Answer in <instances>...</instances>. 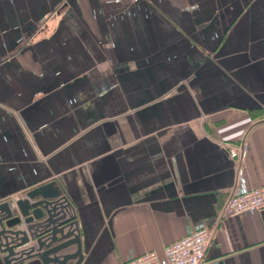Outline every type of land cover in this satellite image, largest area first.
Here are the masks:
<instances>
[{"label": "crops", "instance_id": "obj_1", "mask_svg": "<svg viewBox=\"0 0 264 264\" xmlns=\"http://www.w3.org/2000/svg\"><path fill=\"white\" fill-rule=\"evenodd\" d=\"M241 181L264 185V0H0V204L52 185L80 264L200 228L202 264H264V210L222 215Z\"/></svg>", "mask_w": 264, "mask_h": 264}, {"label": "water", "instance_id": "obj_2", "mask_svg": "<svg viewBox=\"0 0 264 264\" xmlns=\"http://www.w3.org/2000/svg\"><path fill=\"white\" fill-rule=\"evenodd\" d=\"M68 208L52 185L0 204V253L5 264L30 258H38L42 264H80L79 232ZM72 246L76 250L66 253Z\"/></svg>", "mask_w": 264, "mask_h": 264}, {"label": "built area", "instance_id": "obj_3", "mask_svg": "<svg viewBox=\"0 0 264 264\" xmlns=\"http://www.w3.org/2000/svg\"><path fill=\"white\" fill-rule=\"evenodd\" d=\"M243 151V146L229 147L232 158H238ZM260 210H264V185L249 188L241 181L230 194L222 215L238 216ZM209 236L208 229L200 228L166 245L161 254L154 251L145 252L122 264H202Z\"/></svg>", "mask_w": 264, "mask_h": 264}]
</instances>
